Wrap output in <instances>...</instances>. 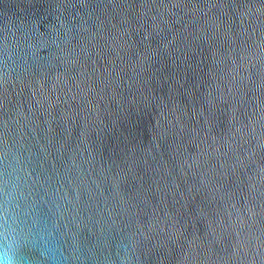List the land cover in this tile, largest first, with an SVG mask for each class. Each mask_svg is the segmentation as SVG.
Instances as JSON below:
<instances>
[{"label": "water", "instance_id": "obj_1", "mask_svg": "<svg viewBox=\"0 0 264 264\" xmlns=\"http://www.w3.org/2000/svg\"><path fill=\"white\" fill-rule=\"evenodd\" d=\"M264 264V0H0V253Z\"/></svg>", "mask_w": 264, "mask_h": 264}, {"label": "clouds", "instance_id": "obj_2", "mask_svg": "<svg viewBox=\"0 0 264 264\" xmlns=\"http://www.w3.org/2000/svg\"><path fill=\"white\" fill-rule=\"evenodd\" d=\"M12 245L9 242L8 249L0 253V264H17V260L12 252Z\"/></svg>", "mask_w": 264, "mask_h": 264}]
</instances>
